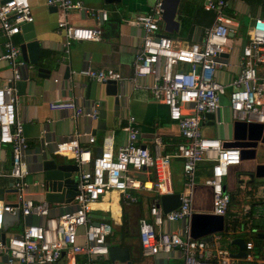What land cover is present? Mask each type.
I'll use <instances>...</instances> for the list:
<instances>
[{"label":"built area","instance_id":"obj_1","mask_svg":"<svg viewBox=\"0 0 264 264\" xmlns=\"http://www.w3.org/2000/svg\"><path fill=\"white\" fill-rule=\"evenodd\" d=\"M42 1L64 17L57 22V30L64 35L66 55L72 42L101 41L100 24L108 20L106 10L89 11L100 23L97 27H77L70 25L66 16L73 10H83L82 0ZM202 6L213 15V21L205 28L199 44L182 45L159 34L165 24V0H154L147 13L138 14L130 21L144 33L133 60L130 82L136 90H149L157 103L167 107L181 140L172 151L163 150L159 138L150 147H142L136 142L138 128L130 116L123 128L125 143L114 150L110 139H104L99 154L92 158L88 147L79 146L80 133L74 130L54 149V154L74 159L80 168L74 204L72 209L53 215L49 203L35 201L29 193L25 182L28 143L22 122L16 117V84L23 79L22 69L26 64L15 37L21 33L22 26L33 23L30 0H0V33L4 37L0 62L6 63L11 71L0 87V147L9 146L11 150V167L6 176L12 180L16 197L14 204L0 199V231L5 213L18 212L25 220L39 219L37 223H25L20 233L3 243L0 241V264H54L63 257L64 264H100L108 255L107 241L113 226L110 222L94 223L91 212L93 205L110 191L118 192L125 204L137 203L142 193L152 195L149 219H141L138 224L141 255L145 258L159 255L167 258L177 252L180 262L160 264H264V237H260L264 235V185L249 198L253 200L251 204L249 200L235 203L225 191L223 181L230 168L242 162L240 150L226 148L221 140L201 134L205 115L220 108V97L225 94L224 85L215 75L230 66L222 55L232 49L239 24L226 13V0H203ZM244 39L238 54V69L230 83L231 118L234 122L264 125V19L255 18ZM79 74L102 84L123 79L112 69L86 68ZM147 77L152 80L149 86L140 83ZM49 109L68 112L72 120L97 119L99 113L97 106L86 111L70 100L52 102ZM94 141V137L88 138L90 145ZM174 160L181 162L184 189L179 207L164 213L159 198L173 194L171 163ZM201 164L210 166V175L201 183L209 194L208 210L196 207L200 185L197 168ZM195 213L222 217V231L194 239L191 221ZM178 223L181 224L178 229H166L167 225ZM79 237L82 243L78 242ZM236 239L244 242V257L234 256L240 252L233 245ZM79 256L83 260L77 262Z\"/></svg>","mask_w":264,"mask_h":264},{"label":"crops","instance_id":"obj_2","mask_svg":"<svg viewBox=\"0 0 264 264\" xmlns=\"http://www.w3.org/2000/svg\"><path fill=\"white\" fill-rule=\"evenodd\" d=\"M83 10H73L66 16L70 25L85 28H95L97 21L89 15L90 10H106L108 20L101 23L103 30L101 41L72 42L68 55L64 53V35L57 30V22L64 18L56 8H50L42 0H30L31 11L34 17L32 28L21 31L15 37V43L24 46L26 68L22 69L23 79L16 84L18 104L16 117L22 122L23 132L28 143L26 153V166L28 174L25 182L29 187V193L35 201L44 200V192L41 188V175L37 173L39 157L47 152L52 158L60 162L73 164L78 167L76 161L70 157L54 154L55 145L67 140L74 130L80 133L79 146L88 147L91 157H96L104 139H110L114 150L126 141V133L123 128L127 124L128 117H134L138 128L137 144L142 147H150L152 142L159 138L162 149L172 151L181 140L179 128L168 116L166 106L157 103L149 90H136L131 84L132 65L137 49L143 37V29L132 25L130 21L138 14L147 13L153 6L154 0H119L107 3L105 0H82ZM165 0V24L159 34L170 37L182 45L199 44L204 37V30L212 24L213 15L204 12L203 0ZM226 13L235 17L239 24V34L233 38L232 49L222 57L230 64L225 71L216 73L215 79L224 85L225 94L220 97V108L214 113V118L208 119L201 126V134L204 137L219 139L222 142L232 141L233 120L229 104L230 83L235 77L238 65V54L244 44L247 29L255 18L264 19L263 0H226ZM173 13V14H172ZM172 14V16H171ZM33 39H28L29 35ZM4 37L0 33V54L3 51ZM30 45V46H29ZM21 51V50H20ZM86 68L94 70L112 69L122 76V81L116 82L118 88V106L114 110V98L106 96L105 84L97 83L94 98L88 89V84L93 80L80 75V71ZM9 66L0 62V87L10 76ZM143 85H150L151 78L140 80ZM74 101L79 107L90 111L94 107L99 112L104 110L105 119L79 118L72 120L70 113L63 111H51L49 104L55 101ZM92 136L95 141L88 143ZM245 164L230 168L229 174L223 181V187L231 196V199L239 204L252 203L249 199L257 188L264 185V179L249 178L246 174L253 171L256 164ZM247 163V162H246ZM248 165V166H247ZM11 167V150L9 146L0 147V199L6 203H15V191L12 188V180L6 175ZM86 168H90L86 166ZM80 168L75 173L79 177ZM210 175V166L201 164L197 168L199 187L197 189L196 207L208 210L210 199L207 189L201 183ZM144 179V176L140 177ZM171 181L173 193L183 192L182 165L178 160L171 163ZM208 196L202 201V196ZM153 199L151 194L142 193L135 204H125L116 191L106 193L92 207L91 219L94 223L110 222L113 226L112 235L108 239V245L120 248L127 253L132 264H160L180 262L177 252L169 257L162 255L156 257H143L138 240V224L141 219H149L148 207ZM74 197L71 201L62 204H49L51 214L57 215L73 208ZM203 202V203H202ZM39 219L30 217L27 220L20 216L18 224L0 231L5 235V240L21 232L25 223H37ZM180 223L167 225L166 229H178ZM1 241V238H0ZM112 241H115L113 243ZM82 243L83 239L78 238ZM4 258H1V261ZM83 257H77V262ZM65 258H61L54 264H64ZM100 264H109L108 256L100 261Z\"/></svg>","mask_w":264,"mask_h":264},{"label":"water","instance_id":"obj_3","mask_svg":"<svg viewBox=\"0 0 264 264\" xmlns=\"http://www.w3.org/2000/svg\"><path fill=\"white\" fill-rule=\"evenodd\" d=\"M107 3L118 2L119 0H105ZM178 0L176 1V4ZM173 14V13H172ZM171 14V16H172ZM166 21V18H164ZM32 28V23L22 26L21 31L24 32ZM28 39H33L30 34ZM30 46V45H29ZM21 53L24 56V46L20 47ZM96 81L88 84V89L91 92V97L94 98ZM106 96L114 98V110L118 106V88L116 82L110 81L105 83ZM99 117L104 120L105 112L101 110ZM206 118H214V114H206ZM233 136L232 141L224 142L226 148H237L240 150L241 161H254L257 154L259 144H264V125L262 124H246L244 122L235 121L232 124ZM78 167L73 164L60 162L56 158H52L47 152H44L39 157L37 173L41 175V188L44 192V201L53 204H62L71 201L75 196V173ZM249 178L264 179V164L255 165L252 172L247 175ZM160 206L164 213L177 209L180 205V194L173 193L171 195L160 196ZM20 215L16 212L15 215L8 213L4 214L2 229L18 224ZM223 229V219L220 216H213L205 213H195L191 221V234L194 239H199L211 233L221 232ZM264 237V235H260ZM1 242L5 241V235H0ZM211 241L210 238H206ZM233 245L237 246L240 252L235 254L236 258L244 257L243 249L244 242L241 239L233 241ZM108 263L109 264H132L127 253L120 251V248L108 246Z\"/></svg>","mask_w":264,"mask_h":264},{"label":"rangeland","instance_id":"obj_4","mask_svg":"<svg viewBox=\"0 0 264 264\" xmlns=\"http://www.w3.org/2000/svg\"><path fill=\"white\" fill-rule=\"evenodd\" d=\"M248 163H252V162L245 161V164H248ZM254 164H256V165H258V164H264V144H259L258 145V147H257V154H256V158L254 160ZM246 174H249V173L246 172ZM201 198H202V201L204 202V200L207 198V196L205 195V196H202ZM112 242L115 243V241H112Z\"/></svg>","mask_w":264,"mask_h":264},{"label":"trees","instance_id":"obj_5","mask_svg":"<svg viewBox=\"0 0 264 264\" xmlns=\"http://www.w3.org/2000/svg\"><path fill=\"white\" fill-rule=\"evenodd\" d=\"M204 12H206V11H204ZM207 13H209V12H207ZM212 20H213V18H212Z\"/></svg>","mask_w":264,"mask_h":264}]
</instances>
